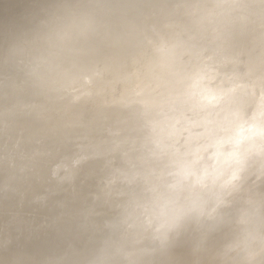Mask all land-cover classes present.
<instances>
[{
    "label": "clouds",
    "instance_id": "clouds-1",
    "mask_svg": "<svg viewBox=\"0 0 264 264\" xmlns=\"http://www.w3.org/2000/svg\"><path fill=\"white\" fill-rule=\"evenodd\" d=\"M0 264H264V0H0Z\"/></svg>",
    "mask_w": 264,
    "mask_h": 264
}]
</instances>
